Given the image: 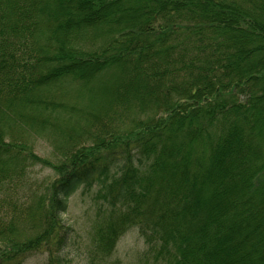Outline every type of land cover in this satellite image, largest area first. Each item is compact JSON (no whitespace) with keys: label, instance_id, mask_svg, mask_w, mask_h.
Instances as JSON below:
<instances>
[{"label":"trees","instance_id":"16d2710c","mask_svg":"<svg viewBox=\"0 0 264 264\" xmlns=\"http://www.w3.org/2000/svg\"><path fill=\"white\" fill-rule=\"evenodd\" d=\"M69 85L88 104L54 99ZM34 164L54 176L25 209L0 200L21 214L0 264H63L61 215L92 185L102 262L135 229L154 264H264V0H0V191Z\"/></svg>","mask_w":264,"mask_h":264},{"label":"rangeland","instance_id":"374dc122","mask_svg":"<svg viewBox=\"0 0 264 264\" xmlns=\"http://www.w3.org/2000/svg\"><path fill=\"white\" fill-rule=\"evenodd\" d=\"M75 88V85L57 88L56 96L54 95L53 97L54 99L63 98L65 100H70L80 105V107L88 104L89 96L86 93H84V97L81 98L78 96H71L70 92H73ZM59 93L67 95V97L64 98L59 96ZM62 121H66V119L64 118ZM17 127L19 126L17 125ZM25 128L24 126V129ZM27 130L25 141L35 155L52 160L59 155L61 148L52 146V138L47 132L39 131L37 126L27 128ZM23 174L25 187L20 188L10 185V188H7L5 191H0V200L10 198L18 204L21 209H25L22 207H26L30 202L35 200L33 194L41 192L42 181L54 176L52 169L44 168L41 164H34L27 167ZM28 183H30V187H28ZM96 189V185L81 186L68 199L67 210L61 215V218L65 225L70 226L71 236L64 249L65 261L63 264H154L151 258L146 260V246L135 229L128 230L119 239L115 251L105 262L98 260L96 256L90 253L92 246L91 233L97 211V203L94 200ZM20 215L19 213H12L9 211L6 204L0 203V217H3V222L18 218ZM0 224L3 226V224L6 223L0 222ZM17 226L19 228L17 230L19 236L32 235L42 228L40 225L36 227V224L35 228H33L31 222H28L24 217L22 220H18ZM4 248L5 247L0 244V251ZM47 255V251L38 248L35 252L26 254L25 257L19 261H11L9 263H3L1 261V264H46Z\"/></svg>","mask_w":264,"mask_h":264}]
</instances>
